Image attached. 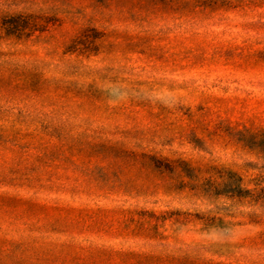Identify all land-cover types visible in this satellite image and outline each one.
<instances>
[{"label":"rangeland","instance_id":"obj_1","mask_svg":"<svg viewBox=\"0 0 264 264\" xmlns=\"http://www.w3.org/2000/svg\"><path fill=\"white\" fill-rule=\"evenodd\" d=\"M0 264H264V0H0Z\"/></svg>","mask_w":264,"mask_h":264}]
</instances>
